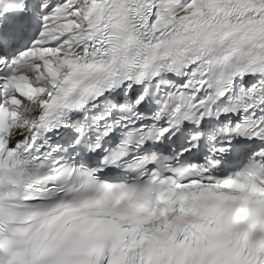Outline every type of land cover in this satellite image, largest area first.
Returning a JSON list of instances; mask_svg holds the SVG:
<instances>
[{
    "label": "snow or ice",
    "instance_id": "snow-or-ice-1",
    "mask_svg": "<svg viewBox=\"0 0 264 264\" xmlns=\"http://www.w3.org/2000/svg\"><path fill=\"white\" fill-rule=\"evenodd\" d=\"M0 264H264V0H0Z\"/></svg>",
    "mask_w": 264,
    "mask_h": 264
}]
</instances>
